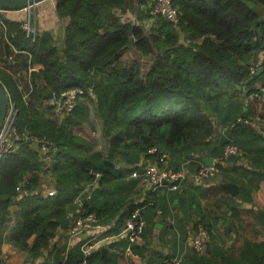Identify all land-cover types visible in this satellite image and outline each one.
<instances>
[{"label":"trees","instance_id":"obj_1","mask_svg":"<svg viewBox=\"0 0 264 264\" xmlns=\"http://www.w3.org/2000/svg\"><path fill=\"white\" fill-rule=\"evenodd\" d=\"M249 1L260 9L250 6ZM135 2L57 0L58 17H70L61 37L48 31L27 36L22 16L9 20L1 13L6 10L0 9V39L4 44L0 48L4 46L7 53L12 48L17 69L28 72L35 65L41 66L37 78L25 84V91L30 86L32 89L28 101L14 77L0 69L8 106L13 103L17 110L14 126L21 138L18 150L0 158V264H7L4 254L10 246L26 252L29 264H36L41 256L44 259L38 264H84L85 260L88 264H118L127 246L124 234L85 257L80 245L68 246L69 237L60 234L65 232L61 223L83 210L95 213L103 224H113L112 231L118 234L132 213L130 205L135 196L141 193L138 181L129 176L132 166L152 147L157 148L156 159L161 153L171 154V170L179 171L186 164L194 172L198 166L195 156H217L221 161L238 157H224L225 146L234 143L264 171V139L239 123L247 114L240 99H231L235 88L246 86L254 91L255 84L264 82V68L259 74L255 69L258 63L264 67V0H173L179 25L161 16L149 22V0L136 6ZM135 8L138 24L131 17L121 19L124 12L131 14ZM180 31L190 39L187 44L179 41ZM130 37L133 49L148 61L122 60L130 49L126 46ZM72 87L82 88L85 94L70 114L60 116L45 105ZM90 107L101 122L107 140L105 151L74 132L84 125L93 128ZM220 127L227 130L216 132ZM142 135L149 139L143 141ZM28 138L45 139L56 146L51 154V176L60 187L55 196L44 197L37 190L44 179L41 173L45 163L35 142ZM185 144H190L189 156L185 154L187 148H182ZM106 159L114 166H107ZM216 168L221 171L223 167L216 164ZM93 172L101 175L98 187L80 207L75 197L94 178ZM26 176L28 193L18 199L16 186ZM211 182L183 183L178 191L160 188L147 193L143 201L147 207L142 212L147 227L140 244L132 245L133 253L145 264H167L178 254V243L180 250L184 244L174 228L168 236H159L155 249L149 251L155 229L152 218L162 209L164 195L186 193L193 217L185 229L191 225V233L202 224L210 239L204 252L186 247L182 264H264V241L244 238L233 254L218 235L216 223L199 202L200 197L211 196ZM215 188L228 199H251L250 187L240 189L235 197L221 185ZM232 208L233 213L238 210L236 203ZM179 223L180 219L175 221V227ZM231 233L227 227L223 231L227 239ZM161 241L172 245L173 254L156 251ZM218 241L223 242L221 247H217Z\"/></svg>","mask_w":264,"mask_h":264},{"label":"built area","instance_id":"obj_2","mask_svg":"<svg viewBox=\"0 0 264 264\" xmlns=\"http://www.w3.org/2000/svg\"><path fill=\"white\" fill-rule=\"evenodd\" d=\"M142 0H136L135 4H139ZM32 5L26 6L23 9H28ZM149 9V22H153L154 18L157 16L163 17L165 20L171 22L174 25H179V12L178 9L173 5V0H151L148 3ZM1 11V10H0ZM137 14V13H136ZM137 16V15H136ZM126 15H122L121 19L125 20ZM135 24H138L137 19H132ZM23 29L26 31L27 36L34 37L35 28L30 26V22L24 21L22 24ZM179 41L181 43L187 44L190 39L185 36L183 32L180 31ZM259 63L257 64V69ZM262 68V66H260ZM259 67V68H260ZM264 68V67H263ZM259 87L255 84L253 89L246 88L245 94L248 99H253L255 97H261L264 94V82H259ZM18 88L23 92V97L25 101L29 100L30 92L32 91L31 86L28 91H25V84L19 83ZM249 90H252L249 92ZM91 93V92H90ZM85 91L80 87H72L61 92L59 98L55 101H48L45 105H50L54 113L64 116L70 114L75 108L79 99L83 97ZM17 110L13 103H9L8 111L5 116L3 126L0 129V158L5 153H11L19 149L21 145V138L14 126V119ZM239 123H244L248 125L255 133L260 135L264 139V122L262 118L257 116H245L242 120H238ZM230 127H234L233 124ZM227 130V128L220 127L218 133ZM35 142L36 148L42 154V159L44 160L45 166L42 169V177L44 178L38 186L37 190L44 197L55 196L57 193V186L53 181L51 176V154L56 150V146L45 140L38 138H28ZM157 154V148L152 147L148 149L147 154H144L140 161L132 166V171L129 176L132 179H136L137 187L140 189V195L135 196L134 202L130 205L132 207V213L130 217L126 218L119 233L116 234L112 231L113 224H103L100 222L99 218L95 213H85L83 210L76 214L70 215L68 220V227L66 228V235L69 238H78L80 243V250L85 257H88L93 251L99 248L101 245H105L110 241H114L120 237V235H125L127 238V246L125 248V253L129 257H133L135 254L132 251V245L140 244L142 241V232L147 227L146 219L143 217L142 212L147 207V204L143 205L145 201V196L147 193L155 192L160 188H166L167 191H178L183 186V183L190 182L196 185H202L207 180L214 179L217 174L216 164L213 160L212 165H206L201 158L195 156L198 163L197 169L194 172H190L187 169H181L179 171H173L169 168V155L167 153H161L158 158H154ZM150 155V156H147ZM153 156V157H152ZM230 156H243L241 149L234 143H230L224 148V157L228 158ZM94 178L84 184L81 191L75 197L74 202L81 207V203L88 200L94 191L98 187V180L100 178V173L93 172ZM166 181V184H163ZM28 183V176L24 177L22 181L16 186L17 198L24 196L28 193L25 189ZM70 223V224H69ZM196 229L188 234L187 242L189 246L197 252H204L206 249V244L209 242L210 233L206 227L202 224H197ZM59 240V237L58 239ZM6 255L4 256V261L6 262ZM43 256L38 260L43 261ZM37 261V263H39ZM86 263V260L84 261ZM167 264H182V255L177 254L173 256Z\"/></svg>","mask_w":264,"mask_h":264},{"label":"crops","instance_id":"obj_3","mask_svg":"<svg viewBox=\"0 0 264 264\" xmlns=\"http://www.w3.org/2000/svg\"><path fill=\"white\" fill-rule=\"evenodd\" d=\"M56 1L57 0H43L35 5H32L28 9L21 8L19 10H6L1 13L5 18L9 20H18L19 18H21V16L24 19L25 16L30 15V12H32L33 24L36 31L38 32L48 31L57 37H61L65 26L63 24V19H60L56 13ZM142 2L146 3V0H142L141 3ZM136 12L137 11L135 8V12L132 15L129 16L128 14L126 15L127 18L131 17L132 19H137ZM0 45H4L1 39H0ZM2 47L3 48H0V69L11 74L17 82L27 83L28 79H31L30 71L32 69H37L39 72V69L41 68L40 65L33 66L28 70V72L22 69L15 68L13 65L16 64V60H15L16 55L11 53L12 48L11 47L8 48V53H7L4 46ZM259 67L260 66H258L257 69H259ZM22 79L26 81H21ZM39 83H43V81H39ZM244 87L245 86L235 88L234 91L236 94L233 95L231 99H240V101L244 105V111L247 114L246 116H257L261 114L262 121L264 122V103H262L264 101L253 104L252 101L248 99V97L246 96ZM90 109L92 110L91 107ZM92 116L93 113L92 111H90V121L94 126L95 124L93 123ZM96 119L98 118L96 117ZM99 128L102 134V127L100 126ZM105 142L107 147V140ZM100 147H102V145L97 146V149L100 150L99 149ZM254 154L256 155V153H253V155ZM211 158L214 160L215 164L221 165L223 167L222 168L223 170L221 169V171H219V169L217 168L218 178L215 177L214 179H212L211 188H210L211 196L210 197L207 196L205 198L200 197L199 202L201 206L204 208V211L208 214V216L216 223V228H218L217 230L218 235L221 236V234H223L224 229L227 227V231L229 232L232 231L229 237L235 238L236 234L240 233V231H242V228H244L245 225L244 221L246 217L260 221L262 223V227H264V171L262 169H259L256 163L255 165L251 163L249 155L247 154L241 156L240 158L232 157L227 161H221L220 158L217 156ZM250 167L252 169H250ZM184 168L189 170L186 164H184L183 169ZM251 172L253 173L252 179H251V175H252ZM222 179H224L225 181H222ZM227 182L236 184L238 187V192L240 189L244 191V188L250 187L251 199L248 198L243 200L244 199L243 198L240 200L238 197H235L236 195L234 196L231 195L227 190L230 196L235 197L233 199H228V196L224 192H218L217 189L215 188L216 184L221 185L222 183H227ZM162 193L164 194V191ZM164 196H166V199H162L160 202L162 203L161 204L162 209L158 210L157 212L158 214L152 218V221L154 222L155 225V229L153 230L152 233L153 238L151 240V246L149 247V251L151 252V248L153 249L155 245H157V238L159 236H168L169 234L172 233V230L174 228V230L179 231L178 235L180 242L184 244V247L181 248L180 250V244L178 243L176 253L184 255L186 253V245L184 241L185 239H187V235L189 234V229L191 225L190 227H188V229L187 228L185 229V226H187L188 224H192L191 218L193 217V215L190 214L188 194L169 193ZM160 198L161 197L158 196V199ZM172 199L173 201L169 205L168 203H170ZM232 201L233 203H236V205L238 206L237 208L238 210H236L235 213H233L234 209L232 208V204H233L231 203ZM209 202H213L212 204H214V209L212 208V210H210L208 208ZM258 213L260 214V217L257 216ZM179 219L181 220V223L177 224V227H175L174 223ZM66 228L64 229L65 232L62 231L63 233H60L61 235L66 236L65 234L67 231ZM229 237L228 239H226L227 247L229 245L228 243L233 241V239ZM165 242L166 241H161V245H159L158 248H156L157 249L156 251L162 255L166 253L173 254L174 248L172 247V245L169 246L167 242L166 243ZM66 243L68 244L69 247H71L73 245L79 244L80 241L78 238H69L67 239ZM222 245H223L222 241L217 242V247H221ZM211 248L213 249V245H211ZM5 255L7 257L6 259L7 264H29L31 262L30 257L26 252L11 246L7 248V251L4 254V256ZM118 264H145V263L144 260L141 258V256L135 254L133 257H129L127 256L124 250L123 252L120 253V256L118 258Z\"/></svg>","mask_w":264,"mask_h":264},{"label":"rangeland","instance_id":"obj_4","mask_svg":"<svg viewBox=\"0 0 264 264\" xmlns=\"http://www.w3.org/2000/svg\"><path fill=\"white\" fill-rule=\"evenodd\" d=\"M250 6L256 8V9H260V7L258 5H255V3L253 2H247ZM134 13V10L133 12H124L122 15H132ZM263 14H264V11H263ZM127 17V16H126ZM25 22L29 21L30 22V26L33 28L34 27V24H33V15H32V12H30V15H27L25 16L24 18ZM35 28V27H34ZM36 31V30H35ZM130 59L132 60H145V61H148V59L144 58L143 59V56H141L138 52H136L133 47H131L129 50L125 51L122 55V60H124V62L128 63L130 61ZM145 63V62H144ZM21 81H26V80H21ZM24 83V82H23ZM19 84V82H18ZM27 85V83H24ZM259 83H257V86L259 87ZM40 86H42V84H40ZM247 87L245 86L244 89H246ZM252 103L255 104V103H258V102H262L264 101V94L261 95V97H255L253 99H251ZM264 103V102H262ZM8 111V110H7ZM92 113H93V123L95 124L93 126V128L89 127L88 125H84L82 127H76L74 129V132L75 133H80L82 136L86 137L87 139L93 141L96 143L97 146L99 145H102V147H100L99 149L102 150V151H105L107 149L106 147V139L103 135V133L101 134L100 132V126L102 127L101 125V122H99L98 119H96L95 117V113L93 111V108H92ZM259 116L261 117V114H259ZM56 118V117H55ZM100 123V124H98ZM100 126H98V125ZM184 150H188L187 149H184ZM168 155H169V162L172 161V157H171V154L169 152H167ZM186 155H191V152L188 150L186 151L185 153ZM188 182H186L187 184L191 183L190 180H187ZM213 202H209L208 203V208L210 210H212V208L214 209V204H212ZM258 217H260V214L258 213L257 214ZM245 225H244V228H242V231H240V233H237L235 238L232 237L233 241L228 243L229 244V248L231 250V252L233 254H237L238 252V249L241 245V243L243 242L244 238H247V239H250V240H254V241H263L264 240V227H262V223L260 221H257L255 219H250L248 217L245 218ZM188 237V235H187ZM221 238L223 239V241H227V237H225L224 234H221ZM185 245L186 247L188 248L189 247V244L187 242V239H185ZM211 244V243H210ZM29 256V255H28Z\"/></svg>","mask_w":264,"mask_h":264},{"label":"water","instance_id":"obj_5","mask_svg":"<svg viewBox=\"0 0 264 264\" xmlns=\"http://www.w3.org/2000/svg\"><path fill=\"white\" fill-rule=\"evenodd\" d=\"M41 1H43V0H0V9H5V10L10 9L11 10V9H16V8H24V7L29 6V5H35ZM69 23H70V17L69 16L63 18V24L65 27L68 26ZM133 43H134V40L132 37H130L126 46L131 48V47H133ZM262 70H263V68L257 69L256 74H259ZM37 75H38L37 69H32L30 71V78L32 81H34L36 79ZM155 78L157 79V76ZM8 97H9V95H8L6 88L0 82V129L3 126L5 116H6V113L8 110ZM141 139L143 141H146L149 138L147 136L142 135ZM28 141L31 142V140H28ZM188 147H190V144H185L182 146V148H188ZM202 160L204 161V163L206 165H212V163H213V159L211 157H208V156L203 157ZM104 162L107 166H111V167L114 166V164L112 162H110L109 160H105ZM163 184H166V181H163ZM56 186H57V189L59 190V188H60L59 185H56ZM221 187L228 190L229 193L233 196L238 193V187L234 183H231V182L222 183ZM67 225H68V219L63 220L61 223L62 228L65 229L67 227Z\"/></svg>","mask_w":264,"mask_h":264}]
</instances>
